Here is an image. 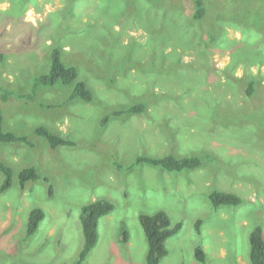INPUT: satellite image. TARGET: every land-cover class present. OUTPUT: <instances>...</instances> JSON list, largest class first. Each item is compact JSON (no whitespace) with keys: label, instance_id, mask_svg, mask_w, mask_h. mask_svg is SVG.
<instances>
[{"label":"rangeland","instance_id":"1","mask_svg":"<svg viewBox=\"0 0 264 264\" xmlns=\"http://www.w3.org/2000/svg\"><path fill=\"white\" fill-rule=\"evenodd\" d=\"M167 1L179 7L0 0V87L12 93L0 98L3 129L33 145L0 143V162L13 171L0 193V264H76L81 208L98 199L115 210L100 220L83 264H146L139 216L159 211L182 224L160 264H200L197 246L203 264H249L252 231L260 227L264 239V0H203L199 23L191 20L194 0ZM55 48L77 68L91 103L69 99L75 84L34 88ZM138 104L143 113L122 114ZM115 111L121 115L102 123ZM37 127L75 146L52 150ZM166 155L203 162L180 173L133 166L137 157ZM29 167L40 178L21 189L18 173ZM3 180L0 173V187ZM214 191L242 203L215 209ZM35 208L45 218L27 238Z\"/></svg>","mask_w":264,"mask_h":264},{"label":"trees","instance_id":"2","mask_svg":"<svg viewBox=\"0 0 264 264\" xmlns=\"http://www.w3.org/2000/svg\"><path fill=\"white\" fill-rule=\"evenodd\" d=\"M126 0H124L125 2ZM161 4L158 5L157 2ZM171 1L166 0H127L128 6L133 5V8L145 7L146 11L161 12L162 8L175 10L179 4L170 5ZM194 12L191 20L194 23H199L207 15V6L203 0H194ZM162 5V6H161ZM161 6V7H160ZM129 8V7H128ZM163 17V16H162ZM165 56V55H164ZM2 58L0 57V60ZM78 70L74 66H67L63 63L60 51L55 48L50 53V69L49 73L37 78L34 88L38 86L53 87L57 83L68 86L74 85V89L70 96V100H80L85 103H91L93 100V93L87 87L84 81L78 80ZM246 95L250 96L253 92V83H248ZM3 89L0 87V98L2 102H7L12 93H2ZM21 98V97H19ZM144 111V106L141 104L133 105L122 114H141ZM120 112H112L106 116L102 123H106L110 116H120ZM35 135L42 137L52 150L59 147H74L75 143L71 140L59 137L53 134L44 127H37L34 130ZM0 143L13 144L20 143L28 147H33L32 143L24 136H17L14 133L4 131L3 116L0 110ZM203 162L202 157H181L177 158L173 155H166L164 157L155 158L148 156L137 157L133 166L147 165L152 168H157L167 172L180 173L183 171H192L201 167ZM0 173L3 175V183L0 187V193L7 191L12 186L13 171L10 167L0 162ZM40 178L39 173L34 168H25L18 173L17 179L21 189H24L28 183H34ZM208 199L213 208L220 206H238L242 203L239 196L231 193H222L214 191L209 194ZM115 210V205L106 200L98 199L94 202L83 205L80 213V226L83 235V247L79 254L76 264H83L89 253L97 245L98 242V227L102 218L107 217ZM45 218V212L41 208L32 209L29 213L27 221L26 237H33L38 230L40 223ZM139 223L144 233L146 240V264H160L161 261L168 255L166 242L182 229L181 223L172 225L169 216L159 211L151 215H140ZM201 220L197 221L194 227L196 235H200ZM124 242H127L128 235L126 231L121 234ZM249 264H264V239L263 232L260 227H256L249 236ZM195 260L203 264L205 262V253L201 246L194 249Z\"/></svg>","mask_w":264,"mask_h":264}]
</instances>
